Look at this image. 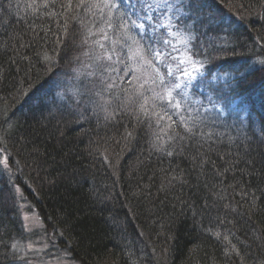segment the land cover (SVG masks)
<instances>
[{
	"label": "trees",
	"instance_id": "16d2710c",
	"mask_svg": "<svg viewBox=\"0 0 264 264\" xmlns=\"http://www.w3.org/2000/svg\"><path fill=\"white\" fill-rule=\"evenodd\" d=\"M180 2L165 10L187 55L133 27L144 0H127L107 63L103 1L0 0V264H25L11 246L30 236L10 182L77 264H264V0Z\"/></svg>",
	"mask_w": 264,
	"mask_h": 264
},
{
	"label": "rangeland",
	"instance_id": "374dc122",
	"mask_svg": "<svg viewBox=\"0 0 264 264\" xmlns=\"http://www.w3.org/2000/svg\"><path fill=\"white\" fill-rule=\"evenodd\" d=\"M121 1L126 3L125 6L120 3ZM152 2H159V0H152ZM118 3L121 5V8H125V10L121 8H119L121 10H117V8H113L111 10L115 9L116 12L109 13L108 16L105 15L106 18L103 22L108 21V24L106 25L107 28L105 27L102 28V30H104L102 36L100 37V35H98V37L96 38L94 42L98 45L99 52L101 53L99 56V59H103V61L107 63H109V60L107 59L108 56L115 58L114 49L117 45H119V47L122 45V43L120 42L121 40L124 41L123 47L121 50L127 48L125 46L127 44V42H125V39L119 38L120 41H118L117 37H119V35L114 37L113 31L111 28V20L117 23L118 21L121 20L122 14L127 13V10H126L127 0H119ZM111 10L110 11L107 10V11L111 12ZM98 14L99 16L103 17L101 12H98ZM113 14L117 15L116 18H113ZM118 14H120V16H118ZM169 14L170 13L166 12L165 8H155L154 7L152 9H148L144 6L142 7V9L140 8L136 14L134 13V16L136 17L135 20L137 21L138 24L142 23L144 25L143 28H138V30L141 29L140 33L153 37L155 41H162L164 44H166L165 41H167V42H170L172 46L173 44L176 43L177 38H180L178 42L181 46H175L174 48L170 49L172 52L169 53L170 55H173L172 56L173 58H177L179 60V58H183L182 56L183 54L187 55L184 41L182 40L184 36L182 35V33H179L180 31H182V29L178 24H176L175 27L177 29V32L179 33V36H182V39L181 37L178 36V33H176L175 31L174 32L177 35L174 34V32L169 33L172 30V25H171L172 22H169L168 20ZM166 32H168L169 34L168 33L166 34ZM124 37L125 38L127 37V33L125 34ZM135 44L136 42L131 40L128 43V47L131 48ZM129 51L130 50L125 51V62L126 63L128 62L129 65L134 68L133 71L134 72L136 71L138 75H140L139 78L146 77L149 71L148 69L146 70L143 66H141V65H144V62H139L138 60L141 59L140 56L133 54ZM142 58L144 59L143 56ZM137 62H139V64ZM179 65L181 66V62ZM112 66L113 64L110 63V67ZM181 68H183L182 73L181 75H178L182 77L181 83L178 82L180 86L183 83V78L189 80V78L193 79L195 77V75H193L192 73L193 68H188V69H186V67L185 68L181 67ZM185 73L190 74V76L185 75ZM110 74L113 75L114 73L111 72ZM104 77H105V71H104ZM66 80L67 79H62V81L61 80L55 81L54 85H52L55 87L52 90H58L59 88L61 89L62 87L65 88V84H67ZM172 84L173 83H171L168 87V89L171 90V93L172 91H177V88H173ZM168 92H167V95H168ZM60 93L61 92H57L56 94H54L52 98L57 96L59 99L63 101H71L75 99V97L78 94H81L80 89L72 93L70 92L68 94L67 92H64L63 94H60ZM1 173H3L4 176L6 177L9 175L8 170H7V165H6V158L4 154L2 153H0V174ZM9 184L12 189L13 195L15 197V201L17 202V208H18L17 212L20 216L19 218L21 219L23 228L25 232L28 235H30L28 236L26 241H23L22 244H20V246L17 248L21 256V259L26 260L25 264H77L75 261L71 260L66 255L59 254L57 253L58 251L56 252V250L51 249L50 247L51 242L49 241V237L51 233H49L48 230L45 229L43 223L41 222L40 217L38 216L36 211H34L29 205V203L26 201V197L21 191V189L16 185H12L11 182Z\"/></svg>",
	"mask_w": 264,
	"mask_h": 264
},
{
	"label": "snow or ice",
	"instance_id": "6c2138e0",
	"mask_svg": "<svg viewBox=\"0 0 264 264\" xmlns=\"http://www.w3.org/2000/svg\"><path fill=\"white\" fill-rule=\"evenodd\" d=\"M36 2H37V0H33V4H35ZM53 2H55V0H53ZM103 3H104V7H107L110 10L113 9V8H120L121 7V5L117 2V0H103ZM178 3L180 5L179 7H177L176 4L169 3L168 0H159V2H152V0H144V6L146 8H148V9H152L154 7L155 8H165V9H167L169 11H171L172 9H175L176 12L179 13L186 5L183 4L182 2H180V0H178ZM192 3H193V0H189V4L187 6L188 7H191L192 6ZM47 6H48L47 3L43 4V7L46 8ZM68 7H71V0H69ZM126 15H128V14L126 13ZM128 19H131V16L130 15H128ZM168 20H169V22H171V17H168ZM131 25L133 27H137V28H143L144 27V25L142 23H139L138 24L136 20H131ZM127 26H128L127 25V21H125V23L122 24V27H125L126 28ZM165 43H167V41H165ZM156 55L158 56V55H160V53H156ZM44 58L46 60H50V57H48L47 54H45V57ZM107 59L108 60H111L112 57L111 56H108ZM259 63L264 64V60L259 61ZM113 70L115 71V69H113ZM169 74H171V73H169ZM185 75H189L190 76V74H188V73H185ZM180 87H181L180 84H174L173 85V88H177L178 89ZM185 87H187V85H185ZM168 96L171 97V99L169 100V103L170 104L173 103V101H174V107H176V108H180L181 107L180 102L179 101H176L175 100V97H172L171 90H169ZM195 126H196L195 120H193L192 126H189L186 122L184 123L185 131L187 133H190V134H194L193 133V127H195ZM167 154L171 156L173 153L171 151H169ZM214 235L218 239L221 237V234L219 232L214 233ZM223 239L225 241H228L229 245L231 246V250L232 251H234V252L235 251H238L236 249V245L231 243V241L229 240V237L227 235L223 236ZM11 247L13 249H17V245L16 244H12Z\"/></svg>",
	"mask_w": 264,
	"mask_h": 264
}]
</instances>
